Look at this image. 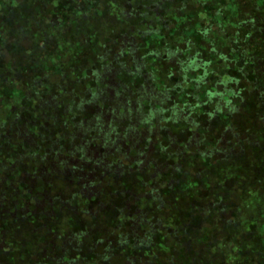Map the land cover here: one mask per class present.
I'll return each instance as SVG.
<instances>
[{"label":"trees","instance_id":"obj_1","mask_svg":"<svg viewBox=\"0 0 264 264\" xmlns=\"http://www.w3.org/2000/svg\"><path fill=\"white\" fill-rule=\"evenodd\" d=\"M118 1L125 20L120 30L103 35L102 48L91 60L82 55L72 61L59 58L54 46L46 55L35 53L34 46L41 47L52 33L39 34L38 21L28 29L25 21L13 18L16 8L12 0H2L0 20L8 22L1 24L0 32L9 38L0 37V54L4 48L8 51V58L0 63V82L10 71L21 91L0 94V103H8L0 108V258L18 251L19 264H156L153 246L161 233L169 247L162 254L163 264H264V217L256 216L264 207V183L257 177L259 165L264 167V144L251 134L252 124L231 121L240 104L232 88L246 86V78L241 69H225L222 60V66L215 64L214 77L208 71L201 43L208 40L210 20L205 23L206 18L201 19L200 34L196 38L190 35L179 46L184 50L154 40L169 28L172 11L187 15L190 8L198 12L211 6L216 11L212 18L220 21L218 32H223L221 20L228 14L225 1L196 0L192 5L189 0ZM255 6L242 8L232 19V34L237 26L251 23L255 31H264V25H256L257 20L264 21L253 14L264 12L258 6L259 11L252 12ZM40 17L53 29L63 15L54 8L36 19ZM70 27L82 31L75 22ZM35 29L39 35L34 46H20V35ZM82 36L88 40L90 33L85 31ZM161 49L166 56H161ZM29 54L36 58L37 75L26 79L17 70ZM245 61L257 62L252 53ZM257 73L264 79V69ZM256 88V99L250 105L260 108L264 93L259 89H264V80ZM226 107L230 112H223L224 123L217 131H209ZM247 145L252 162H244L252 167L248 166L246 176L236 166ZM254 148L258 152L251 153ZM190 155L205 158L212 173L221 163H228L234 185L254 183L258 192L250 205L235 194L224 200L233 183L227 184L226 171H217L210 185L224 192L212 198L194 196L185 205L189 211L186 219L171 221L170 215H176L175 196L166 202L160 187L175 190L180 185L177 176L186 174L182 165H190V158H184ZM196 161L200 178L207 172L206 163ZM56 178L74 188L70 199L48 191ZM194 204L200 206L196 222L192 219ZM207 204H226L230 209L223 215L221 206L205 209ZM57 207L78 218L77 230L59 234L52 228ZM99 214L109 225L94 235ZM23 224L31 226L32 240L43 234L42 245L32 253L24 251L30 240L17 238ZM196 240L204 249L201 253L195 249ZM0 264L9 263L0 259Z\"/></svg>","mask_w":264,"mask_h":264},{"label":"rangeland","instance_id":"obj_2","mask_svg":"<svg viewBox=\"0 0 264 264\" xmlns=\"http://www.w3.org/2000/svg\"><path fill=\"white\" fill-rule=\"evenodd\" d=\"M133 3L134 0H129ZM189 4L192 5L195 3L196 0H189ZM225 1V11L228 12V14L224 17L223 32H218V28L220 27V21H216L214 18H212V14H215V9H212L211 6L205 9H197L190 8L187 15H179L176 11H172L171 15L168 17L170 19V25L169 28L165 30H161L160 33L154 38L157 44L164 45L169 48H172L174 50H184L181 49L179 46L187 41L189 36L191 35L193 38H196L199 33V25L203 24L201 23L202 18H206L207 20L205 23L210 20L209 23H207V38L208 40H203L201 43L205 46V52L202 51V56L209 62L208 71L211 72V75H213L215 72V64H221L220 60H222L223 63H226L225 69L228 68H236L238 70L241 69L240 74L244 75L246 79L243 80V82H246V86L239 85L238 87H234L232 89H236L234 94H236V98L240 100V104H236L239 108L238 114H234L231 121L234 123L239 120L241 123L245 124H252L253 127L251 128V134L255 136L257 140H259L260 143L264 144V122L262 120L264 119V105L260 106V108H254L250 105L254 99H256L255 95L257 94V88L259 82L263 81L264 79L258 78L259 73L262 69H264V66L262 62L264 61V31L263 29L256 30L253 28V24L251 25H240L235 28V33L232 34V24L233 20L235 19L236 15H238L241 12L242 8H253V4L257 5L262 11L264 12V0H243L242 4L240 3V0H224ZM14 3V7L16 10L13 12L14 16L13 18L21 19L26 22L27 28L29 29V26H34L37 21L40 23L39 27L36 28L39 31V34L41 32L43 33H52L50 37H46L42 40V45L34 46V42L37 40L38 32L36 29L34 31H31L29 34L24 33L21 34L18 38L17 42L20 46L23 48L26 47H33L34 46V52L42 53L43 55L48 54L51 52V47L54 46L57 50V54L61 57H66L71 59L72 61L79 60L82 55L86 56L87 58L95 57L99 51L102 48V44L104 42L103 35L110 34V32H117L120 30L122 25L125 23V20L122 18V9L120 6H118V0H12ZM197 2V1H196ZM131 3V4H132ZM254 7L252 12H258L259 9L256 11V7ZM57 9V12L61 13L63 17L60 18L59 23L60 25L56 28L51 29L48 24H46V20L42 17L36 19L37 15H43L44 13H47L51 11L52 9ZM129 10V9H128ZM3 12V4L2 0H0V14L2 15ZM199 12L201 14L199 15ZM255 16L261 18L264 21V15L253 13ZM3 20V22H2ZM0 20V26L1 24L6 23L7 19ZM189 21V24L187 23ZM256 25L259 23L261 25H264V22H261L257 20ZM74 22L78 24V28L82 31H73L71 30L70 26H73ZM127 23V20H126ZM186 23L189 25L187 26ZM43 24V27H41ZM221 26V30H222ZM258 26V25H257ZM259 27V26H258ZM77 28V27H76ZM262 28V27H261ZM264 28V27H263ZM89 32L90 36L88 40L84 39L83 32ZM47 33V34H48ZM0 37H8V34L4 32H0ZM9 38V37H8ZM216 40V41H214ZM4 42H7V40H3ZM214 41V42H213ZM194 42H197L196 39H194ZM198 43V42H197ZM214 44V45H212ZM220 46H219V45ZM223 48H229L227 49ZM12 51V49H11ZM259 52L261 53V56L259 55ZM161 56H166V51L161 49L160 51ZM252 53V56L254 57L257 62H253L248 64L245 59ZM8 58V51H6V48H4L3 55L0 54V63ZM259 59L262 60L261 65L259 64ZM31 60L34 61V65L32 64ZM35 56L32 54H29L24 58L23 65L18 68L17 72L20 75H23L26 79H28L30 76H36L35 73L37 70L36 63H35ZM45 60V63L49 65V68H51V63L49 64V59H43ZM165 62V61H164ZM28 63V65H27ZM44 62H41L42 65H45ZM222 66V64H221ZM30 72V73H29ZM215 75V74H214ZM213 75V77H214ZM211 78V80H214V78ZM3 82H0V94L2 92L11 93L14 92L19 93L21 91V88L18 86V79H13L12 73L10 71H6L3 75ZM258 78V79H257ZM15 81V82H14ZM10 82L9 84H7ZM242 82L239 81V83ZM24 83V81H23ZM14 84V85H13ZM212 84L211 82L208 84V86ZM11 85V86H9ZM17 85V86H16ZM259 91L264 93V89H259ZM264 98V94H263ZM235 100L234 102L237 103L239 100ZM4 105L3 102L0 103V108ZM206 106H210L209 103ZM207 107V108H208ZM229 107L224 108L221 112L217 114L216 122L213 124V127L209 129V131L213 130L214 132L217 131L222 123H224V113L223 112H230ZM205 132V131H204ZM212 134V133H211ZM239 134L241 138H244V132L243 130L239 129ZM245 139V138H244ZM208 140L210 141V138L208 137ZM209 143V142H208ZM205 144L200 145V151H205ZM244 156L240 157V160L238 162V165L236 168L244 175H248L250 172L251 165H246L244 160L249 162H252V160L248 159L249 148L248 145L244 148ZM258 152L257 148H254L251 153ZM209 153V151H208ZM186 154V153H184ZM183 154V155H184ZM209 155V154H208ZM184 158H190L191 162H189V159H187V164H190L189 166L182 165L184 168V171H186V174L180 175L177 177H180L181 183L179 186L175 187V190H168V188H165L164 186L160 187V194L164 197L166 202H170L169 196H175L174 201L176 202V205H173L176 210V215L171 216V221L174 219L176 221L184 220L186 219V216L189 214V211L186 209L185 205L192 199L194 196L197 195V197H204L206 198H212V195L215 193H223V188L219 190H215L211 187L210 183L215 180V175L217 171H226V174H228L227 178V184L231 185L232 183V190L228 191L229 195L225 196L226 201H228L234 194L238 196L239 199L243 200L245 199L247 202V206L250 205V202L252 198L255 196L254 192H258V190L254 189L255 185L254 183H244L242 186L234 185V181L231 177V174L229 172L230 165L226 162L221 163L219 166L215 167L213 170V173L210 171L212 166L208 164L205 158H201V160H197L196 155H190L185 156ZM246 158V159H245ZM259 159V157H257ZM256 159V160H257ZM197 160V161H196ZM195 161L196 162H205L206 163V174L204 173L201 175L202 177L199 178V175L195 170ZM255 162V161H254ZM257 162H255L256 164ZM252 164V163H251ZM253 165V164H252ZM259 165V164H258ZM249 166V167H248ZM261 169L258 171L257 177L258 182L264 183V167L262 165ZM258 168V167H257ZM198 175V176H197ZM201 186H200V185ZM262 186V183L260 184ZM239 188L238 190L234 189ZM74 188H72L68 183L63 180L62 178H56L54 179L53 183L48 187V191L52 194L60 196L62 199H70L71 192ZM260 191V190H259ZM264 196V195H263ZM183 199L182 203H178ZM194 199V198H193ZM178 201V202H177ZM203 201V200H201ZM200 201V202H201ZM211 202V200H210ZM264 202V201H263ZM262 202V203H263ZM192 203V202H191ZM261 203V204H262ZM83 201L81 200L80 208H82ZM221 206L220 209H223V215H226L230 207L226 204H219L218 206L211 207V204L205 205V209H209L210 207L212 209H216V207ZM225 206V207H224ZM200 206L197 204H194V207H192V219L194 222L197 221V217H199L200 214ZM211 209V211H212ZM162 209L161 212L165 213L166 210ZM258 213L256 214L257 217L260 219L264 217V207L261 206L258 209ZM240 214V212H239ZM85 223H87V220L81 216ZM76 216H72L69 211H66L65 208L59 209L57 207V211L55 214V217L51 221V226L54 230H57L59 234H64L65 232H74L79 228L78 225V218L76 219ZM105 216L102 214H99L98 220L94 221L97 225V230L95 231L94 235H100L98 232L102 230L106 225H109L108 220H104ZM190 219V218H189ZM99 221V222H98ZM92 223V221H91ZM165 224H167L165 222ZM168 225V224H167ZM202 230V229H200ZM199 230V231H200ZM199 231L196 235L199 234ZM182 233L180 232L179 235ZM212 234H210L209 239H211ZM43 234H41L40 237L34 238L32 240L31 238V226L27 224H23L22 230L19 232L18 239L21 241L30 240V244H26V247L24 251H28L32 253L36 246L39 247L42 245L41 237ZM195 238V235H193ZM170 238V237H168ZM191 238V237H190ZM218 239V237L216 238ZM123 240V237L121 238V241ZM161 241V242H160ZM211 241V240H210ZM188 241H185V243ZM57 243H59L57 241ZM190 242H188L189 244ZM170 247H173V244H170ZM100 248V247H99ZM97 248V250L99 249ZM168 246L167 243L163 242L162 234L156 235V240L154 242L153 249H156V254L158 257H156V264H163L161 261H163L162 254L168 252ZM195 249L198 253H201L204 249L201 244L196 240L195 242ZM18 251L14 252L13 254L8 256H2L0 259L9 264H19V261L17 260ZM27 254V252H26ZM125 264H128L127 261Z\"/></svg>","mask_w":264,"mask_h":264}]
</instances>
